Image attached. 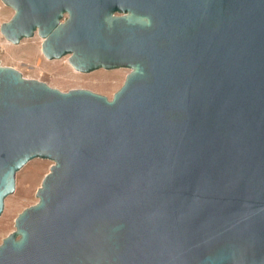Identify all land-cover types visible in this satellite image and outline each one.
I'll return each instance as SVG.
<instances>
[{"label":"water","instance_id":"water-1","mask_svg":"<svg viewBox=\"0 0 264 264\" xmlns=\"http://www.w3.org/2000/svg\"><path fill=\"white\" fill-rule=\"evenodd\" d=\"M80 72L129 68L111 99L0 63V215L53 162L0 264H264V0H1Z\"/></svg>","mask_w":264,"mask_h":264},{"label":"rangeland","instance_id":"rangeland-1","mask_svg":"<svg viewBox=\"0 0 264 264\" xmlns=\"http://www.w3.org/2000/svg\"><path fill=\"white\" fill-rule=\"evenodd\" d=\"M14 11L0 0V21H8ZM42 38L37 32L18 44L7 41L0 33V63L19 71L24 78L42 81L62 92L87 89L111 99L122 86L129 68L97 69L85 73L75 70L68 62L69 55L48 59L41 51ZM53 162L35 158L27 162L16 174L15 189L4 202L0 215V244L14 229L15 218L25 208L34 205L36 191Z\"/></svg>","mask_w":264,"mask_h":264},{"label":"built area","instance_id":"built-area-1","mask_svg":"<svg viewBox=\"0 0 264 264\" xmlns=\"http://www.w3.org/2000/svg\"><path fill=\"white\" fill-rule=\"evenodd\" d=\"M2 22L0 21V26H1Z\"/></svg>","mask_w":264,"mask_h":264}]
</instances>
